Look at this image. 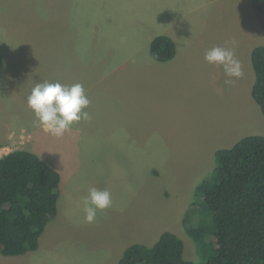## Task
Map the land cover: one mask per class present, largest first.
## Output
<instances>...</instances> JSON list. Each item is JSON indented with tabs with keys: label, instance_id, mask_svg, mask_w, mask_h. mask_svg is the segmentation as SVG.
I'll return each instance as SVG.
<instances>
[{
	"label": "rangeland",
	"instance_id": "1",
	"mask_svg": "<svg viewBox=\"0 0 264 264\" xmlns=\"http://www.w3.org/2000/svg\"><path fill=\"white\" fill-rule=\"evenodd\" d=\"M181 15H210L203 28L191 22V35L202 32L206 49L233 47L241 78L226 86L222 68H206L203 83L187 62L165 72L152 63V35L174 32ZM258 45L264 3L253 0H0V144L36 153L61 175L58 215L42 250L0 253V264H53L43 256L54 252L73 254L63 264H113L123 249L153 246L165 231L184 241L186 259L206 263L214 246L196 241L183 219L218 165L217 150L264 135L250 90ZM214 71L219 85L208 81ZM43 81L81 83L91 119L62 137L36 126L27 97ZM91 187L108 189L113 205L88 223L83 199Z\"/></svg>",
	"mask_w": 264,
	"mask_h": 264
},
{
	"label": "trees",
	"instance_id": "2",
	"mask_svg": "<svg viewBox=\"0 0 264 264\" xmlns=\"http://www.w3.org/2000/svg\"><path fill=\"white\" fill-rule=\"evenodd\" d=\"M263 3L264 0H253ZM158 61L172 60L177 45L161 34L150 44ZM0 53V67L3 64ZM252 96L264 114V45L252 51ZM218 165L197 186L183 226L199 242L214 246L206 263L185 258L184 241L165 231L153 246L134 243L116 264H264V135H247L217 150ZM60 173L39 155L15 149L0 158V253L35 251L58 215Z\"/></svg>",
	"mask_w": 264,
	"mask_h": 264
},
{
	"label": "clouds",
	"instance_id": "3",
	"mask_svg": "<svg viewBox=\"0 0 264 264\" xmlns=\"http://www.w3.org/2000/svg\"><path fill=\"white\" fill-rule=\"evenodd\" d=\"M204 60L223 69L226 86H231L235 79L243 76L241 62L236 58L233 47L216 45L206 49ZM27 104L34 113L36 126L55 137H62L74 124L91 119L86 110L91 101L81 83H37L27 97ZM83 204L85 220L92 223L98 211L112 207L111 192L106 188L91 187L83 199Z\"/></svg>",
	"mask_w": 264,
	"mask_h": 264
},
{
	"label": "crops",
	"instance_id": "4",
	"mask_svg": "<svg viewBox=\"0 0 264 264\" xmlns=\"http://www.w3.org/2000/svg\"><path fill=\"white\" fill-rule=\"evenodd\" d=\"M212 1L213 0H210V2H212ZM208 4L209 3L207 2L206 5H208ZM201 20L209 21L210 20V15L203 16L202 18L199 17V16L190 17V16H182L181 15V20H180L181 23H177L176 22L177 25H176V29H175L174 32L170 33L169 30H164L165 33L163 32V33L155 34L156 36L161 35V34H166V35H169L170 37H172L174 39V41L176 42V45H177V54L172 60H169V61H166V62L155 60L151 56L153 58L152 63H155V65H159V66L165 67V68L162 69L165 72V70H167L168 66H172L173 68L176 69V68H179V67H183V64L185 62H187V66L186 67H191V66L196 67L197 66V71L195 73V76L201 77L203 79L202 80L203 83H205L207 81L205 76H206V70L208 68H210V70H215L216 69L218 72H220V68H217V67H215L213 65H210L204 60L203 54H204L206 48L203 47V44L205 42L206 37L203 36L202 32L201 33H199V32L196 33V31H195V34L191 35L192 29H193L191 22H198L197 24H193V25H196L195 27H197L199 29V27L203 28V24H201V22H202ZM155 35H152V39L154 37H156ZM222 35H224V33L222 34V32H221V34H219V35L217 34V37L222 36ZM152 39L150 40L149 44H151ZM212 45H210L209 47L211 48ZM217 45H221V44L217 43ZM255 47H257V46H255ZM255 47H253L251 49V53H250L251 62H252V51L254 50ZM149 51H150V45H149ZM242 59H243V61L245 60V62L247 63V66H249V54L247 56L243 57ZM192 60H196L197 63L196 64H191ZM152 66H154V65H152ZM173 73H174V69L171 71L172 75H173ZM184 74H185V72H182L183 76H184ZM215 76H216L215 75V71L213 73L209 72L208 73V77H209L210 80H208V81L211 84H218L219 85V80H216ZM255 78H256V75L254 76V79ZM254 83H255V80H254ZM254 83L250 87L251 88L250 89L251 90V94H252V88H253ZM261 112H262V110H261ZM262 114H263V112H262ZM7 148H9V145L0 144V158L2 156H4V155L9 153V152L6 151ZM39 247H40V250H42V245H40ZM124 251H125V249H123V253H124ZM54 253L55 254H53V255H45L43 257H47L46 260L48 262H51V263H52V261L50 259H52L53 260V264H63V262L68 263L72 259V256H73V254H68V253H66L68 256L67 255H63L61 253H56V252H54ZM123 253H122V256H123ZM25 254H23V255H25ZM23 257L26 258V257H28V255H25ZM105 261H107V260L104 259L103 262H105ZM116 262L117 261H115L113 264H116ZM109 264H111V263H109Z\"/></svg>",
	"mask_w": 264,
	"mask_h": 264
}]
</instances>
